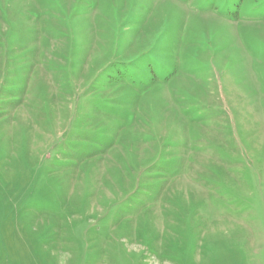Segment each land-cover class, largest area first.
Returning <instances> with one entry per match:
<instances>
[{"label":"rangeland","instance_id":"374dc122","mask_svg":"<svg viewBox=\"0 0 264 264\" xmlns=\"http://www.w3.org/2000/svg\"><path fill=\"white\" fill-rule=\"evenodd\" d=\"M0 264H264V0H0Z\"/></svg>","mask_w":264,"mask_h":264}]
</instances>
